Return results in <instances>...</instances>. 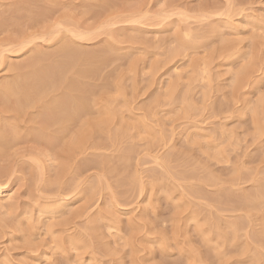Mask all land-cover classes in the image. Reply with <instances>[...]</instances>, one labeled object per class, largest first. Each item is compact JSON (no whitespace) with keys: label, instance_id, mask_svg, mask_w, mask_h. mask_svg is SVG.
Wrapping results in <instances>:
<instances>
[{"label":"rangeland","instance_id":"obj_1","mask_svg":"<svg viewBox=\"0 0 264 264\" xmlns=\"http://www.w3.org/2000/svg\"><path fill=\"white\" fill-rule=\"evenodd\" d=\"M0 98V264H264V0H0Z\"/></svg>","mask_w":264,"mask_h":264},{"label":"bare ground","instance_id":"obj_2","mask_svg":"<svg viewBox=\"0 0 264 264\" xmlns=\"http://www.w3.org/2000/svg\"><path fill=\"white\" fill-rule=\"evenodd\" d=\"M132 38V37H131ZM21 43V42H20ZM67 43V42H66ZM226 43V42H225ZM225 43H223V44H225ZM23 44V43H22ZM23 45H25V44H23ZM69 44H67L66 45V48L65 49H67L68 51L69 50H71V51H73V49H71L70 48V46H68ZM229 45V44H228ZM21 47V46H20ZM73 47V46H72ZM224 48V47H223ZM21 49H23V46H22V48ZM64 51V50H63ZM175 52V51H174ZM85 54V53H84ZM168 54H170V53H168ZM174 54V53H173ZM104 55V54H103ZM45 56V55H44ZM42 58V57H41ZM61 58V57H60ZM84 58V57H83ZM94 58V57H93ZM102 58H103V56H102ZM37 59V58H36ZM81 59V58H80ZM50 60V59H49ZM94 60V59H93ZM45 61V60H44ZM58 61V60H57ZM87 61V60H86ZM48 62V61H47ZM56 62V61H55ZM49 63V62H48ZM47 63V64H48ZM54 63V62H53ZM52 64V63H51ZM30 65V64H29ZM40 65V64H39ZM42 65H44V64H42ZM45 67V66H44ZM48 67V66H47ZM56 67V66H55ZM58 67V66H57ZM14 69H18V68H14ZM152 69H153V66H152ZM30 75V74H29ZM41 75L43 76L42 77V79L41 80H38L34 75H31L30 76V78L28 77V79L27 80H23V81H31V84H34V88L35 89H40V91H41V89H42V91L46 88H44V85L46 86V79H49L50 81H53V78H54V71L53 70H51V69H49V67L48 68H45L42 72H41ZM243 75V74H242ZM39 76V74L37 75V77ZM40 77V76H39ZM23 78H25V77H23ZM41 78V77H40ZM242 79H243V77H242ZM12 81V83L10 82V83H5L4 84V90H5V100H6V102H8L9 100H11V98L14 100H11V101H13L14 102V104H19L18 106H22V105H20L21 104V101L20 100H22V99H20V97H21V95L19 94V91H21V93H22V96L23 97H27L28 95H29V91L28 90H30V88L29 87H31V84H30V86L28 85V83H25V84H23L22 83V81H17V82H13V80H11ZM238 81V80H237ZM235 82V81H234ZM27 84V85H26ZM51 84V83H50ZM73 85V86H72ZM71 86L72 87H75L74 86V84H72ZM2 86V85H1ZM79 86V85H78ZM3 88H1V90L3 91ZM29 88V89H28ZM80 88V87H79ZM74 89V88H73ZM83 89V88H82ZM81 89V90H82ZM24 90H25V92L26 91H28V93L26 92H24ZM85 91H87L86 89H85ZM33 92V91H32ZM36 92H37V90H36ZM52 92V91H51ZM77 92V91H76ZM80 92V91H79ZM88 92V91H87ZM34 93V92H33ZM81 93V92H80ZM31 94V93H30ZM81 94H83V93H81ZM42 95V94H41ZM46 95H47V93H46ZM32 95H30V96H28V97H31ZM65 96V95H64ZM69 96V95H68ZM80 96V95H79ZM42 97V96H41ZM71 97V96H70ZM73 97V96H72ZM84 97V96H83ZM25 98H23V99H25ZM66 98H68V97H66ZM66 98H64V100L66 99ZM79 98V97H78ZM77 98V100L79 101V99ZM82 98V97H81ZM20 99V100H19ZM27 99H29V98H27ZM42 99V98H41ZM56 99H58V98H56ZM55 99V100H56ZM73 99V98H72ZM74 99H76V98H74ZM30 100V99H29ZM34 100V99H33ZM0 101H1V98H0ZM27 101V100H26ZM54 101V100H53ZM66 101V100H65ZM76 101L75 103L76 104H73L74 102H72V103H69L68 102V104H69V106H67L66 104H65V102H64V104L66 105V106H64V107H62L63 109L65 108V107H72V108H74V107H76V109L78 108V109H80V110H82L83 112H85L86 111V105H85V103H84V101L83 100H81V101ZM23 102V101H22ZM31 102H34V101H31ZM55 102V101H54ZM78 102V103H77ZM3 103H4V101H3ZM9 103V102H8ZM60 102H58V100H57V102H55L54 104H52V107H51V109H48L49 110V118L51 117V118H53V119H56V120H59L58 119V114L59 113H61V110H62V108H60V107H58V105H61V103L59 104ZM1 104V103H0ZM23 104V106H25V103H22ZM31 104V103H30ZM9 105V104H8ZM12 105V104H11ZM16 105V106H17ZM13 106H15V105H13ZM15 106V107H16ZM6 107V106H5ZM11 108H13V107H11ZM22 109H25V108H23L22 107ZM88 109V108H87ZM16 110H17V108H16ZM47 110V111H48ZM65 110H67V109H65ZM70 110V109H69ZM73 111H75V109H72ZM18 111V110H17ZM20 111L22 112V110L20 109ZM77 111V110H76ZM81 111V112H82ZM16 112V111H15ZM63 112V111H62ZM69 112H71V111H69ZM69 112H68V114H69ZM20 113V112H19ZM67 114V113H66ZM82 114V113H81ZM62 115H64V114H62ZM71 115V114H70ZM48 116V115H47ZM59 116H60V114H59ZM67 116V115H66ZM71 118V117H70ZM62 119V118H61ZM54 121V120H53ZM62 121V120H61ZM64 121V120H63ZM36 122H37V120H36ZM53 123V122H52ZM57 123V122H56ZM60 123V122H59ZM100 124V123H99ZM57 125V124H56ZM62 125V124H61ZM66 124H64V126H65ZM92 125H93V123H92ZM13 126V125H12ZM83 126V125H82ZM89 126V125H88ZM91 126V125H90ZM60 127V126H59ZM15 128V127H14ZM55 128H57V127H55ZM54 128V129H55ZM63 128V127H62ZM10 129V128H9ZM12 129H13V127H12ZM35 129V128H34ZM17 130V129H16ZM44 130H45V128H44ZM6 131V130H5ZM15 131V130H14ZM40 131V130H39ZM1 132V131H0ZM7 132V131H6ZM9 132V131H8ZM32 132V131H31ZM37 132V131H36ZM80 132V131H79ZM2 133V132H1ZM13 133V132H12ZM11 133V134H12ZM19 133V132H18ZM10 134V133H9ZM15 134V133H14ZM52 134V133H51ZM81 134V133H80ZM84 134V133H83ZM82 134V135H83ZM13 135V134H12ZM36 135V134H35ZM42 135V134H41ZM47 135V134H46ZM76 135H77V133H76ZM75 135V136H76ZM81 135V136H82ZM19 136V135H18ZM48 136H49V133H48ZM53 136H54V134H53ZM43 137V136H42ZM2 138H4V135L1 137V139ZM12 139H13V137H11ZM81 138H83V136L81 137ZM6 139H8V136L6 137ZM11 139V140H12ZM77 139H79V137L77 138ZM9 140V139H8ZM15 140V139H14ZM1 141V140H0ZM13 141V140H12ZM15 142V141H14ZM44 142V141H43ZM73 142V141H72ZM78 143V142H77ZM69 144H70V142H69ZM63 150V149H62ZM65 152H66V150H65ZM10 208V207H9Z\"/></svg>","mask_w":264,"mask_h":264}]
</instances>
